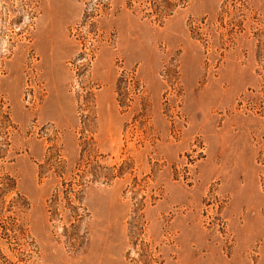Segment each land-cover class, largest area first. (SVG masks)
<instances>
[{"label": "rangeland", "instance_id": "rangeland-1", "mask_svg": "<svg viewBox=\"0 0 264 264\" xmlns=\"http://www.w3.org/2000/svg\"><path fill=\"white\" fill-rule=\"evenodd\" d=\"M0 264H264V0H0Z\"/></svg>", "mask_w": 264, "mask_h": 264}, {"label": "bare ground", "instance_id": "bare-ground-1", "mask_svg": "<svg viewBox=\"0 0 264 264\" xmlns=\"http://www.w3.org/2000/svg\"><path fill=\"white\" fill-rule=\"evenodd\" d=\"M47 24H48V22H47ZM50 24H52V23H50ZM58 24V23H57ZM57 24H55V25H57ZM54 25V26H55ZM41 26V25H40ZM47 27H48V25H46ZM46 26H42V27H46ZM53 26V25H52ZM54 26H53V28H54ZM60 25H58V27H59ZM49 27H51V26H49ZM48 27V28H49ZM58 27H57V30H58ZM56 28V27H55ZM55 28H54V31H55ZM42 29V28H41ZM38 30V36H40V34H44L43 36H45V31H43V30ZM51 29V28H50ZM49 31V30H48ZM51 32V31H50ZM53 32V31H52ZM51 32V33H52ZM40 33V34H39ZM51 33H50V35H51ZM48 34V33H47ZM42 36V37H43ZM41 37H39L38 39H40ZM49 44L52 46V47H56L55 49H51L49 52H50V54H49V57L53 60L57 55H55L58 51H59V49H60V46H59V44H58V42H57V40H56V37L54 36V33H53V36L51 35V36H45L43 39H42V41H39V40H37V43H36V49H37V51L39 52V53H42V55H44V53L47 51L48 52V46H49ZM34 45V44H33ZM50 49V48H49ZM58 50V51H55V50ZM58 57V56H57Z\"/></svg>", "mask_w": 264, "mask_h": 264}]
</instances>
